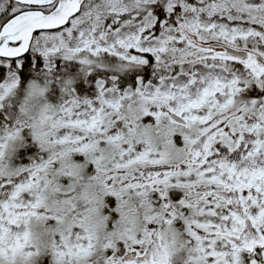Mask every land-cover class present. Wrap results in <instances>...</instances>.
Returning a JSON list of instances; mask_svg holds the SVG:
<instances>
[{
    "label": "snow or ice",
    "instance_id": "1",
    "mask_svg": "<svg viewBox=\"0 0 264 264\" xmlns=\"http://www.w3.org/2000/svg\"><path fill=\"white\" fill-rule=\"evenodd\" d=\"M0 264H264V0H0Z\"/></svg>",
    "mask_w": 264,
    "mask_h": 264
}]
</instances>
